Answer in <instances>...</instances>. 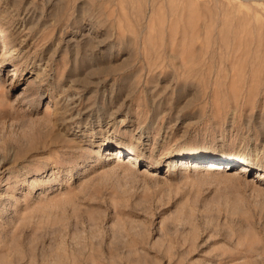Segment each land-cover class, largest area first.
<instances>
[{"label": "rangeland", "instance_id": "rangeland-1", "mask_svg": "<svg viewBox=\"0 0 264 264\" xmlns=\"http://www.w3.org/2000/svg\"><path fill=\"white\" fill-rule=\"evenodd\" d=\"M256 170L264 0H0V264H264Z\"/></svg>", "mask_w": 264, "mask_h": 264}, {"label": "bare ground", "instance_id": "bare-ground-1", "mask_svg": "<svg viewBox=\"0 0 264 264\" xmlns=\"http://www.w3.org/2000/svg\"><path fill=\"white\" fill-rule=\"evenodd\" d=\"M14 1V0H13ZM15 3V2H14ZM28 8V7H27ZM28 13V12H27ZM77 34V33H76ZM76 39V38H75ZM86 39V38H85ZM84 39V40H85ZM89 39H90V37H89ZM91 41V39L90 40H88V42H90ZM91 43V42H90ZM88 44V43H87ZM93 45V44H92ZM98 47V46H97ZM72 98L73 97H70V98H68V99H66V106H67V111H68V108H72V106H74V105H70L71 103L73 104V100H72ZM30 100V97L29 96H27V95H25L24 97H23V100H22V102H27V101H29ZM69 102V103H68ZM68 105H70L69 107H68ZM84 108V107H83ZM63 110H61L60 112L62 113V114H65V112H66V110H65V105H64V108H62ZM73 109H74V107H73ZM87 109V108H86ZM84 110V109H83ZM77 111L74 115H71V114H69V115H65L64 116V118L63 119H65L66 121H72V120H74V119H76V118H81L82 119V117H83V115H85V111ZM69 112V111H68ZM67 113V112H66ZM86 117V116H85ZM79 120V119H78ZM110 148H111V150H109L110 152H113V153H116L112 158H120L121 157V155H120V152H122V150H124V147L123 146H118V147H112V146H109ZM127 151H128V155H127V159H126V161H124L123 163L124 164H132L136 159H137V154L133 151V150H130V149H126ZM97 151V150H96ZM99 151V150H98ZM105 152H108V150H106ZM110 152H108V154L110 153ZM184 153H177L176 155H174L172 158H171V161L172 160H174V159H176V158H178L179 159V161H176V164H174L173 166H178V165H180V164H188V161L187 160H184L187 156H185V155H183ZM200 153L199 152H194V153H191L190 155H188V156H196V155H199ZM205 155V154H204ZM120 156V157H119ZM209 155H206L205 157H208ZM211 156V155H210ZM210 158H212L213 159V163H215V162H217L218 160H220L221 158L219 157V156H211ZM227 160H225V161H227V162H238V163H240V164H244V165H248V166H251L250 165V163L247 161V160H245V159H243V158H237V159H228V158H226ZM118 160V159H117ZM230 160H232V161H230ZM229 164V163H228ZM171 165H172V163H171ZM157 168V166H155V165H150V164H144V165H142L141 167H140V170H139V173H141V174H143V175H147V174H149V173H154V172H156V169ZM210 168H212L211 166H210ZM213 169V168H212ZM154 170V171H153ZM243 170V169H242ZM256 172V176L258 177V178H261V179H264V176L262 175V173L261 172H259L258 170H256L255 171ZM76 257V256H75ZM82 258V257H81ZM72 260V259H71ZM76 262V261H75Z\"/></svg>", "mask_w": 264, "mask_h": 264}]
</instances>
